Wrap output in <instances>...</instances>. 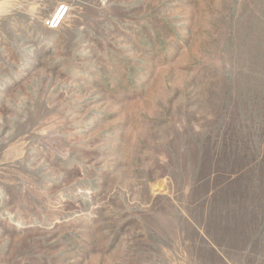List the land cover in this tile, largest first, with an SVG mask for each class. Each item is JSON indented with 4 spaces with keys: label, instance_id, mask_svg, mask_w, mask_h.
Here are the masks:
<instances>
[{
    "label": "rangeland",
    "instance_id": "obj_1",
    "mask_svg": "<svg viewBox=\"0 0 264 264\" xmlns=\"http://www.w3.org/2000/svg\"><path fill=\"white\" fill-rule=\"evenodd\" d=\"M0 264H264V0H0Z\"/></svg>",
    "mask_w": 264,
    "mask_h": 264
}]
</instances>
